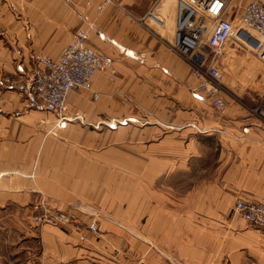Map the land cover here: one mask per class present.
Listing matches in <instances>:
<instances>
[{"label": "crops", "instance_id": "obj_1", "mask_svg": "<svg viewBox=\"0 0 264 264\" xmlns=\"http://www.w3.org/2000/svg\"><path fill=\"white\" fill-rule=\"evenodd\" d=\"M174 8L175 0H0V76L13 72L16 48L24 61L30 51L56 59L85 26L79 14L102 35L91 33L86 45L116 69L113 80L107 70L91 75L95 99L83 89L68 92L67 114L81 119L62 128L52 113L24 110L18 92L0 87V222L28 230L25 249L35 240L26 264H176L172 255L178 264H264V231L222 203L226 192L264 193V179L230 164L218 184L188 185L187 160L203 142L227 139L226 150L264 159V139L245 135L252 128L245 123L236 129L245 111L237 114L226 95L218 114L191 96L197 83L167 47ZM148 10L162 27L149 25ZM231 13L237 21L241 8ZM41 194L58 208L79 205L77 219L94 218L97 229L28 227Z\"/></svg>", "mask_w": 264, "mask_h": 264}, {"label": "built area", "instance_id": "obj_2", "mask_svg": "<svg viewBox=\"0 0 264 264\" xmlns=\"http://www.w3.org/2000/svg\"><path fill=\"white\" fill-rule=\"evenodd\" d=\"M100 1L105 3L109 0ZM230 1L175 0L173 37L167 44L173 53L187 63L197 83L190 90L191 96L206 101L217 114L225 107L222 97L225 86L221 67L216 60L226 43L231 42L264 65V0H249L245 3L237 21L226 17L231 13ZM146 16L157 27H162V19L151 10L147 11ZM78 20L85 26L74 30L70 43L61 49L56 59L30 51L24 61L21 51L16 48L13 72L0 76V87L18 92L23 99L24 110L52 113L53 124L58 128L64 127L68 121L81 119L79 115L67 114L65 99L70 90L90 91L92 99H95L98 94L91 89V75L96 71L107 70L109 79L113 80L116 73L110 56L97 53L86 45L91 33L99 37L102 35L85 15L79 14ZM24 29L27 31L28 24H25ZM25 36L28 37V34ZM257 113L264 129V95L258 104ZM18 114L17 111L13 112L14 116ZM70 207L80 209L79 205ZM30 210V218L36 225L52 223L75 231L83 226L91 231L97 229L94 218L87 223L79 221L73 209L53 206L43 194L31 203ZM232 211L246 224L264 231V193L236 198ZM79 238L83 239V235L79 234Z\"/></svg>", "mask_w": 264, "mask_h": 264}, {"label": "rangeland", "instance_id": "obj_3", "mask_svg": "<svg viewBox=\"0 0 264 264\" xmlns=\"http://www.w3.org/2000/svg\"><path fill=\"white\" fill-rule=\"evenodd\" d=\"M248 1L249 0H231L229 9L233 14H238L240 8ZM148 23L150 26L156 27L153 21L150 20ZM232 46L233 44L231 42L226 43L222 49V54L219 56L221 62L220 67L223 74L222 83L225 86L222 95L227 96L237 114L241 109L245 111V116L239 118L241 121L236 123V129L239 128L237 126H239L240 123H245L248 126H252L251 129L245 132V135L248 134L251 137H261L264 139V129L260 122L262 119L257 113L258 104L261 97L264 95V65L248 52L241 49L233 50L231 48ZM14 50L15 49H13V51ZM225 108L226 103L221 113L225 111ZM12 116L14 117L13 113ZM215 116L218 115L215 114ZM222 134L227 137L231 136L226 132ZM219 140L224 144V148L220 145V141L214 138L213 143L203 142V147L198 148L199 150L197 149V155L187 160V182L189 187H191L196 180L218 184L224 180L225 172L230 164L235 165L238 172L250 170L253 172V177L264 179V159L263 156L260 157L258 151H252L250 154L251 156L245 159L239 157L238 153L235 154L233 150H226L225 146L227 147V139L224 141L225 139L219 138ZM178 192L179 191H172V197L174 198L178 195ZM193 193L192 191L188 192L189 198ZM227 195L228 197L222 202L227 204V208H229V210H226L227 214L231 213L230 207L233 203L231 199L234 201L238 197L248 196L246 194L242 195L241 192H226L222 197ZM66 209L69 208L66 207ZM194 209L196 208L189 207L188 212L195 215ZM205 213H207L206 210ZM188 220L189 223L193 222V216L190 217L189 215ZM30 222L34 221L30 218L27 224L28 227H33V224H30ZM26 232H28V230L24 229L20 224L0 222V264H26L28 261H34L30 260V255L32 251H36L34 247L35 240H33V247L29 249H25L26 247L22 246L28 242L27 239L29 235ZM32 258L34 259V256H32ZM170 258L173 262L178 264L179 260L176 259L175 256L172 255Z\"/></svg>", "mask_w": 264, "mask_h": 264}]
</instances>
